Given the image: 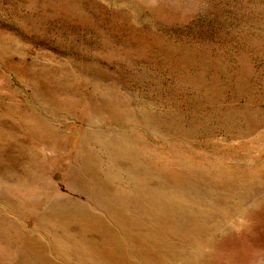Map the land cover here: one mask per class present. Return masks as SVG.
<instances>
[{
  "label": "rangeland",
  "instance_id": "obj_1",
  "mask_svg": "<svg viewBox=\"0 0 264 264\" xmlns=\"http://www.w3.org/2000/svg\"><path fill=\"white\" fill-rule=\"evenodd\" d=\"M52 80L67 88L61 95L67 104L54 119L62 137L54 152L40 151L43 174H33L29 190L8 189L24 211L22 219L13 215L24 228L36 225L46 204L45 197L39 202L44 181L86 201L64 180L80 134L97 126L96 121L120 126L108 109L91 100L97 84H116L124 96L198 123L221 110H235L234 128L226 129L213 118L212 134L202 131L192 143L152 137L158 150L151 147L149 158L168 175L175 174L183 160L215 179L227 175L229 182L237 183L235 192L244 190V172L227 164L250 160L247 172L254 183L262 181L264 194V0H0V120H24L30 129L35 107H44L48 98L43 83ZM43 111L51 116L48 108ZM121 122L128 129L129 118ZM25 144L29 151L40 150L31 141ZM263 200L242 218L202 220L213 228L215 219L234 222L228 225L234 227L231 232L206 249L208 264H264ZM253 203L248 201L246 208ZM5 208L0 204V210ZM219 209L227 211L221 206L209 212ZM199 235L204 244L209 233ZM14 257L0 243V264H14Z\"/></svg>",
  "mask_w": 264,
  "mask_h": 264
},
{
  "label": "bare ground",
  "instance_id": "obj_2",
  "mask_svg": "<svg viewBox=\"0 0 264 264\" xmlns=\"http://www.w3.org/2000/svg\"><path fill=\"white\" fill-rule=\"evenodd\" d=\"M43 85L48 98L44 107L33 109L30 129H26L24 120H0V204L7 207L0 210V243L14 252V264L60 263L47 253L63 264H208L206 249L234 229L228 227L234 224L230 219L226 222L217 219L245 217L264 199L260 193L262 181L254 183L251 172H247L250 160L227 164L246 174L240 175L243 192H235L237 183L229 182L227 175L226 181L223 175L215 179L206 170L189 167L185 160L175 174L168 175L153 166L148 155L151 147L154 150L158 147L152 137L192 143L198 134H212L209 120L213 118L214 122H223L226 129L234 128L235 110H221L198 123L167 115L149 101L138 102L124 96L116 84L106 87L97 84L93 86L91 100L108 109L120 126H105L96 121L97 126L80 134L73 164L64 180L70 191L86 201L59 192L55 184L44 181L38 201L42 203L41 198L45 197L46 204L36 216V225L24 228L13 217L22 219L24 211L8 189L29 190L33 174L42 176L40 151L54 152L62 137L54 119L67 104L61 96L67 92L64 83L61 88L56 80ZM43 108H48L51 116ZM123 117L130 120L128 129L121 122ZM28 141L38 144L40 150L29 151L25 144ZM248 201L255 204L246 208ZM221 206L227 209L225 213L220 209L215 214L209 212V208ZM212 216L217 217L214 228L206 227L202 220H212ZM204 231L209 236L203 244L199 234Z\"/></svg>",
  "mask_w": 264,
  "mask_h": 264
}]
</instances>
